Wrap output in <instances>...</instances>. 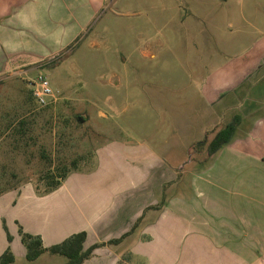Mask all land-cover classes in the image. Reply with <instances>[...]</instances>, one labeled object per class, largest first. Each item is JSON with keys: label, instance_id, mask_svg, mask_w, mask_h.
I'll use <instances>...</instances> for the list:
<instances>
[{"label": "crops", "instance_id": "1", "mask_svg": "<svg viewBox=\"0 0 264 264\" xmlns=\"http://www.w3.org/2000/svg\"><path fill=\"white\" fill-rule=\"evenodd\" d=\"M94 9L92 0H0V74L17 73L22 69L18 66H42L75 41ZM229 27L237 34L220 41L224 49L220 45L204 59L198 83L172 87L181 94L182 106L159 100L175 132L167 147L154 139L150 146L112 139L96 151L94 169H73L55 189L39 192L27 181L0 192V256L10 248L15 255L10 264L27 259L21 229L40 235L47 247L86 231V249L102 245L83 264H173L165 253L180 245L173 238L177 230L183 236L182 251L191 248L185 246L190 240L217 252H251L246 263L253 264L247 204L264 195V0H251ZM235 121L232 140L210 157L204 152L206 158L198 162L196 196L175 193L173 173L178 167L153 150H193L199 138L209 140L212 133L213 139ZM168 174L170 180H162ZM174 198L181 201V211L163 210ZM222 234L235 237L223 244ZM238 234L247 237L238 241ZM52 262L49 258L48 264Z\"/></svg>", "mask_w": 264, "mask_h": 264}, {"label": "rangeland", "instance_id": "2", "mask_svg": "<svg viewBox=\"0 0 264 264\" xmlns=\"http://www.w3.org/2000/svg\"><path fill=\"white\" fill-rule=\"evenodd\" d=\"M92 1L93 16L71 46L43 60L38 68L18 66L15 69H22L17 73L9 70L0 74V192L27 181H32L39 192L46 191L41 177L51 169L50 160L55 165L77 159L78 168L94 169L96 151L112 139L132 146H150L154 140L162 147L171 144L175 132L169 129L166 106L159 100L169 99L174 107L182 106L181 94L171 91L172 87L198 83L197 70L204 59L220 45L224 49L220 41L237 34L231 32L229 21L244 13L251 2ZM40 73L48 77L57 97L47 106L33 94L31 81ZM23 118L25 123H20ZM209 135L210 140L212 133ZM203 140L206 136L198 141ZM207 143L193 150H153L181 169H174L175 193L196 196L194 181L202 165L198 162L206 158ZM166 179L170 180L169 174L162 177ZM257 198L261 201L247 204L251 210L249 237L255 243L253 264H264V248L260 247L264 246V195L260 193ZM180 206L181 201L174 198L163 210L180 212ZM175 232L173 238L182 241L181 233ZM234 237L222 234L221 242L230 243ZM236 237L243 241L247 236ZM180 240L178 250L165 253L173 264H247L246 257L248 261L251 257V252H217L209 244L193 245L190 240L185 246L191 248L182 251ZM49 258L53 264L67 260L64 255L49 253L35 261L23 259L15 264H48Z\"/></svg>", "mask_w": 264, "mask_h": 264}, {"label": "trees", "instance_id": "3", "mask_svg": "<svg viewBox=\"0 0 264 264\" xmlns=\"http://www.w3.org/2000/svg\"><path fill=\"white\" fill-rule=\"evenodd\" d=\"M71 46V45H70ZM20 123L24 122V118L19 121ZM238 122H232L227 124L225 127L218 130L208 143V156L214 155L221 147L225 144L229 143L232 140V137L235 133L236 126ZM208 142V140H203L196 142L192 145V149H196L202 145L203 143ZM51 169L47 170L41 177L42 181H45L46 191L57 188L61 185L62 181L67 177V175L73 170L78 168L77 159H74L71 163H61V164H53ZM57 165V166H56ZM21 231L22 241L27 247V259L35 260L43 253L50 252L52 254L64 255L67 257V262L65 264H83L86 259H88L94 249L101 246L102 244L96 243L89 248H85V241L87 239V232L81 231L75 233L63 240L60 243L54 244L52 246H45L43 244L42 237L40 235H35L29 232ZM15 260V255L10 248H8L1 256H0V264H10Z\"/></svg>", "mask_w": 264, "mask_h": 264}, {"label": "built area", "instance_id": "4", "mask_svg": "<svg viewBox=\"0 0 264 264\" xmlns=\"http://www.w3.org/2000/svg\"><path fill=\"white\" fill-rule=\"evenodd\" d=\"M31 83L34 86L33 94L38 98L42 106H47L57 100L56 94L45 74L40 73L36 80H32Z\"/></svg>", "mask_w": 264, "mask_h": 264}, {"label": "water", "instance_id": "5", "mask_svg": "<svg viewBox=\"0 0 264 264\" xmlns=\"http://www.w3.org/2000/svg\"><path fill=\"white\" fill-rule=\"evenodd\" d=\"M81 120H83V119H81ZM190 161H191V155H190V158H189L188 162H190ZM183 166H184V165H183ZM183 166H182V167H183Z\"/></svg>", "mask_w": 264, "mask_h": 264}]
</instances>
